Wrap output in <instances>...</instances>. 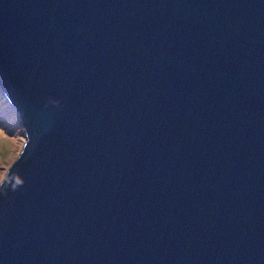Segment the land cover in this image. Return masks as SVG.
Here are the masks:
<instances>
[{
    "label": "water",
    "instance_id": "water-1",
    "mask_svg": "<svg viewBox=\"0 0 264 264\" xmlns=\"http://www.w3.org/2000/svg\"><path fill=\"white\" fill-rule=\"evenodd\" d=\"M0 85V264H264V0H0Z\"/></svg>",
    "mask_w": 264,
    "mask_h": 264
},
{
    "label": "rangeland",
    "instance_id": "rangeland-1",
    "mask_svg": "<svg viewBox=\"0 0 264 264\" xmlns=\"http://www.w3.org/2000/svg\"><path fill=\"white\" fill-rule=\"evenodd\" d=\"M23 123L0 85V180L26 138Z\"/></svg>",
    "mask_w": 264,
    "mask_h": 264
},
{
    "label": "bare ground",
    "instance_id": "bare-ground-1",
    "mask_svg": "<svg viewBox=\"0 0 264 264\" xmlns=\"http://www.w3.org/2000/svg\"><path fill=\"white\" fill-rule=\"evenodd\" d=\"M26 134V133H25ZM27 136V135H26Z\"/></svg>",
    "mask_w": 264,
    "mask_h": 264
}]
</instances>
